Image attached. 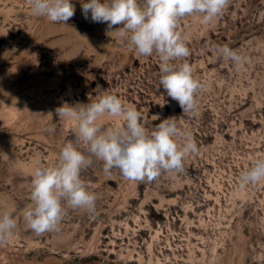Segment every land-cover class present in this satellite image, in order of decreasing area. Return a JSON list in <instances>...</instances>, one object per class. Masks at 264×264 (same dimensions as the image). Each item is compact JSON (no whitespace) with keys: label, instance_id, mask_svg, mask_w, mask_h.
Returning <instances> with one entry per match:
<instances>
[{"label":"rangeland","instance_id":"374dc122","mask_svg":"<svg viewBox=\"0 0 264 264\" xmlns=\"http://www.w3.org/2000/svg\"><path fill=\"white\" fill-rule=\"evenodd\" d=\"M71 2L65 25L34 17L26 0H0V210L31 203L34 168L54 165L61 145L75 142L74 123L55 109L91 102L97 85L135 106L149 131L175 116L199 151L183 174L152 182L105 176L94 160L81 179L99 196L97 214L67 209L58 232L36 236L18 213L0 264H264V182L239 187L240 172L264 157V0H230L211 24L180 21L186 59L204 86L189 115L164 92L157 55H137L106 23L84 18L87 0ZM216 45L252 63L235 71Z\"/></svg>","mask_w":264,"mask_h":264},{"label":"clouds","instance_id":"9594fccd","mask_svg":"<svg viewBox=\"0 0 264 264\" xmlns=\"http://www.w3.org/2000/svg\"><path fill=\"white\" fill-rule=\"evenodd\" d=\"M34 17L68 25L75 14L71 0H26ZM230 0H87L82 3L85 19L106 23L108 32L115 33L137 55H157L160 61V84L166 95L178 102L182 114L198 110V93L203 84L193 74L187 61L190 55L179 23L196 16L205 24L220 18ZM119 25V27H116ZM85 38V37H84ZM215 55L230 62L235 71H242L252 58L228 45H216ZM88 103H63L55 109L59 120L73 122L75 142H64L58 160L52 166L38 164L32 172L31 203L22 209L0 210V244H6L18 228L17 214L24 226L36 236L58 232L67 209L97 214L98 194L91 191L81 172L95 161L103 163L105 176L113 171L126 180L152 182L162 174L185 172L184 161L199 149L192 133L182 130L175 116L153 126L143 123L135 106L102 89ZM53 116V113H48ZM115 118V126L103 127L102 118ZM154 115V120H159ZM52 131L53 128L46 129ZM86 146L87 154L80 150ZM264 182V157L255 159L242 170L239 187Z\"/></svg>","mask_w":264,"mask_h":264}]
</instances>
